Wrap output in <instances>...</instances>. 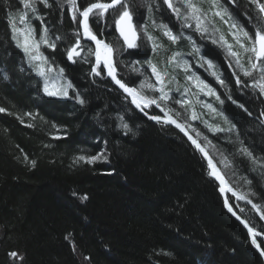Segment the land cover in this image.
<instances>
[{
	"label": "trees",
	"instance_id": "16d2710c",
	"mask_svg": "<svg viewBox=\"0 0 264 264\" xmlns=\"http://www.w3.org/2000/svg\"><path fill=\"white\" fill-rule=\"evenodd\" d=\"M9 3L17 17L24 11L20 0H9ZM3 4L4 0H0V5ZM59 4L62 6L54 3L47 9L37 0L44 23L41 25L32 19L30 12L29 19L35 29L48 27L53 39L61 37L55 52L44 46L41 51L54 60L55 65L65 69V77L87 101L83 107L73 100L47 96L43 92L40 77L28 68L23 52L11 40L8 17L0 8V107L7 109L0 113V264H12L7 253L13 250L24 255L23 264H83V256L88 255L92 257V264H149V260L153 264L157 261L159 264H264L250 247L246 229L225 208L218 184L207 175L206 161L193 151L190 143L172 127L149 121L137 110L123 113V101L117 92L108 90L107 80L87 75L91 64L71 65L67 61L66 54L62 53L74 43L77 26L70 20L66 0H59ZM129 5L139 34L138 47L127 50L121 59L143 62L144 53L151 54L140 29L146 19V7L144 0H129ZM165 9L163 4L159 11L154 9V18L157 23L163 20L169 27L175 25V32L179 22ZM115 15L114 10L105 14L109 26L104 31V39L114 48L125 47L113 23ZM241 22L245 21L241 18ZM217 24L226 32L227 25ZM17 26L24 27L18 19ZM147 28L152 35L160 37L151 19H147ZM92 30L99 35L94 24ZM161 41L164 48L158 56H153L161 66L171 51H188L183 40L176 45L163 37ZM85 45L92 47L82 41V46ZM211 47L215 62L222 66L225 77H229L230 70L222 54L215 46ZM137 52L141 54L136 55ZM90 59L94 62L93 56ZM117 67L121 75L132 78L127 69ZM174 74L183 85V73L176 70ZM5 75L8 79H4ZM208 82L217 87L211 79ZM228 83L231 87V78ZM217 90L223 93V89ZM232 93L237 99L235 88ZM69 95H72L71 90ZM239 102L253 112L252 117L228 101L226 114L233 122L239 121L238 127L252 129L245 143L255 155L264 156V127L256 119L264 110V104L250 96ZM129 107L134 109L132 105ZM197 111H201L198 105ZM25 112H38L44 119L37 117L32 121L36 128H28L26 124L31 118L25 117L24 125L16 119V115L23 116ZM98 112L102 120L95 118ZM117 112L125 115L133 129L127 136L118 128ZM204 118L222 123L219 118L215 121L208 115ZM52 124L65 129L67 138L52 139ZM194 124L212 138L199 122ZM104 141L111 153L108 162L73 164V157L81 154V150L84 154L104 150ZM214 143L231 149L225 142ZM45 144L52 146L44 147ZM20 148L38 161L35 169L29 170L16 160L15 157L21 155ZM236 163V176L227 169L226 179L232 183L246 176L252 180V189L257 193L253 202L264 204V177L248 171L246 163L241 164L239 159ZM240 186L243 187V181ZM73 192L89 198L81 200L73 196ZM229 197V203L241 218L257 225V230L264 226L251 208ZM237 204L244 209L242 213ZM69 232L77 246L76 254L64 239ZM259 239L264 237L258 238V242ZM161 249L171 255H153V250Z\"/></svg>",
	"mask_w": 264,
	"mask_h": 264
},
{
	"label": "snow or ice",
	"instance_id": "6c2138e0",
	"mask_svg": "<svg viewBox=\"0 0 264 264\" xmlns=\"http://www.w3.org/2000/svg\"><path fill=\"white\" fill-rule=\"evenodd\" d=\"M20 2L24 11L18 14V17L14 15L9 0H4L0 8L8 17L11 40L15 42V47L23 52L28 68L41 78L43 92L47 96L59 95L73 100L81 107L85 106L86 99L73 82L65 77V69L55 65V61L50 60L49 56L41 51V46H44L55 52L61 37L56 36L53 39L49 35L50 29L42 27L37 39L36 29L29 19L30 12L32 19L39 21L41 25L44 23L43 16L39 14L37 0H20ZM39 2L47 9H51L54 3L58 7L62 6L59 0H52V3L49 0H39ZM66 2L70 11V20L76 24L77 28L73 33L74 43L64 49L62 54H66L67 60L73 64H91L87 75L99 77L101 81L107 80L108 90L117 92L123 101L121 106L123 113L138 110L148 120L173 127L187 139L193 151L199 153L200 158L206 161L207 175L218 182L219 192L225 194L223 203L227 211L246 229V238L250 237V247L254 248L259 257L264 258V239H259L258 242V238L264 237V226H259L257 230V225L250 220L241 219L233 205L229 203L230 197L227 193H230L235 201H244L251 205V208L260 214L262 220H264V204L253 202L252 198L257 193L252 189V180L241 176L229 183L226 179L228 173L225 171L231 169L235 177L236 162L239 159L241 164L246 163L248 171L264 177V156L255 155L245 143L252 129H244L242 125L238 127L239 121L233 122V119L226 114L229 109L225 108V103L228 101L248 117H252L253 112L245 107V103L239 102L240 99L250 96L264 104L262 99L264 98V0H176L175 3L174 0H144L146 19L140 24V29L145 45L151 49V54L144 53L143 62L140 60L126 62L121 59L128 49L138 47L135 43L138 34L134 30L133 10L129 0H110V2L81 0L79 3L78 0H66ZM161 4L166 5L165 11L170 10L175 20L179 22L177 31H173L175 25L169 27L168 23H164L163 20L157 23L154 18V9L159 11ZM110 9L116 13L113 23L119 30L126 47L121 45L114 48L110 42H105L103 34L109 25L104 18ZM241 18L245 21L244 23L241 22ZM17 19L24 25L23 28L17 26ZM147 19H151L153 28L159 30L160 37L148 31ZM217 22L227 25L226 34L216 26ZM93 24L97 27L99 35L92 30ZM161 37L166 38L172 45H176L181 40L185 41L188 51L185 52L182 49L171 51L166 62L161 66L160 62L153 59V56H158L160 50L164 48ZM85 38L94 42L95 47L82 46L81 40ZM211 46H215V49L222 54L223 61L230 70L229 77H225L222 66L215 62L216 57L213 55ZM82 52L85 53L83 56ZM101 52H103V59H101ZM93 55L94 62L90 59ZM210 56L212 58H209ZM118 65L120 68L127 69L132 74V78L121 75L118 72ZM176 70L183 73L185 81L183 85L179 84L174 74ZM51 73L54 75H49ZM229 78H231V87L228 83ZM4 79H8V76L5 75ZM209 79L217 87L209 83ZM61 80L64 81V85L59 93L50 90L52 81ZM91 82L96 84L95 80ZM217 88L223 89V93ZM233 88L238 94L237 99L233 98ZM69 90L72 95H69ZM129 105L134 106V109ZM197 105L201 111H197ZM6 111V108L0 107V113ZM8 114L13 115L10 112ZM205 115H208L211 121L219 118L222 123H212L204 118ZM25 117L31 118L26 127L33 129L36 128V124L32 121H35L37 117L44 119L38 112H25L23 116L16 115V119L22 125L25 124ZM260 117H264V110H261L256 117L260 121V126L264 127V120H260ZM95 118L102 120L99 112ZM115 118L119 121L118 128L123 135L127 136L133 131L124 114L117 112ZM194 122H199V125H202L212 138L201 132ZM51 129L53 130L50 133L52 139L67 138V131L60 126L52 124ZM214 141L225 142L231 146V149H223ZM104 144V150L94 154H84L81 150V154L73 157V164L79 166L94 165L98 161L108 162L111 153L107 150V141H104ZM51 146L44 145V147ZM17 147L19 148V145ZM20 153L21 155L15 157L19 163L28 167L29 170L37 167L36 159L30 158L22 148ZM240 181H243V187L240 186ZM72 195L78 196L76 192ZM78 198L87 200L89 197L85 194ZM237 208L241 213L244 211L239 204ZM64 239L69 242L73 253L76 254L77 246L73 234L67 233ZM7 255L12 264H23L25 259L24 255L15 250L8 252ZM153 255L169 257L171 254L161 249L158 252L153 250ZM82 259L83 264H92L90 255L83 256ZM149 264L153 262L149 260ZM156 264L159 262L157 261Z\"/></svg>",
	"mask_w": 264,
	"mask_h": 264
},
{
	"label": "water",
	"instance_id": "95a60500",
	"mask_svg": "<svg viewBox=\"0 0 264 264\" xmlns=\"http://www.w3.org/2000/svg\"><path fill=\"white\" fill-rule=\"evenodd\" d=\"M117 7H119V6H117ZM110 10H112V9H110ZM133 25H134V22H133ZM135 26V25H134ZM134 30L137 32V30H136V28H134ZM82 31V30H81ZM116 32H117V34H118V36H119V38L121 39V41L124 43V40H123V38L120 36V33H119V30L118 29H116ZM137 34H138V32H137ZM138 40H139V34L137 35V38L135 39V43L137 44V42H138ZM82 41H84V42H86V43H88V44H90L93 48L95 47V45H94V42H92V41H88L86 38L85 39H82L81 40V45H82ZM124 45H125V47H126V44L124 43ZM128 50H133V49H128ZM83 53V52H82ZM82 53H81V55H82ZM93 59H94V61H95V56L93 55ZM101 59H103V52H101ZM68 61V60H67ZM71 65H73V63L72 62H70V61H68ZM134 107V106H133ZM138 111V110H137ZM139 112V111H138ZM143 115V114H142ZM150 121V120H149ZM170 127V126H169ZM173 128V127H172ZM174 129V128H173ZM176 130V129H175ZM177 132H178V130H176ZM179 133V132H178ZM180 134V133H179ZM182 135V134H181ZM183 136V135H182ZM184 137V136H183ZM185 138V137H184ZM186 139V138H185ZM187 140V139H186ZM217 184H218V182H216ZM220 193V192H219ZM220 195L222 196V198H223V195H225V194H221L220 193ZM227 195H231L230 193H227ZM239 202H241V203H243L244 205H246L247 207H249V208H251V205H248V204H246L244 201H239ZM226 208V207H225ZM252 209V208H251ZM253 210V209H252ZM253 212L257 215V217L260 219V214L259 213H257L255 210H253ZM230 215H231V213H229ZM232 216V215H231ZM233 217V216H232ZM234 218V217H233ZM235 219V218H234ZM241 219H243V218H241ZM236 220V219H235ZM263 223H264V220H262V219H260ZM237 221V220H236ZM238 222V221H237ZM239 223V222H238ZM240 224V223H239ZM241 225V224H240ZM263 259V261H264V258H262Z\"/></svg>",
	"mask_w": 264,
	"mask_h": 264
},
{
	"label": "rangeland",
	"instance_id": "374dc122",
	"mask_svg": "<svg viewBox=\"0 0 264 264\" xmlns=\"http://www.w3.org/2000/svg\"><path fill=\"white\" fill-rule=\"evenodd\" d=\"M217 25H218V24H217ZM217 25H216V26H217ZM42 27H43V26H42ZM42 27H41V29H42ZM41 29H39V30L36 29V37H37V39H39V36H40V34H41ZM221 31H223V32L226 34L225 30H221ZM21 39H22V37H21ZM54 67H55V66H54ZM49 75H54V73H51V74H49ZM40 80H41V78H40ZM63 85H64V81H63V80H61V81H59V82L52 81V83L50 84V90H53V91H56V92L59 93L60 88H61ZM41 87H42V90H43V82H42V80H41ZM51 97L62 98V97L59 96V95H57V96H51Z\"/></svg>",
	"mask_w": 264,
	"mask_h": 264
}]
</instances>
